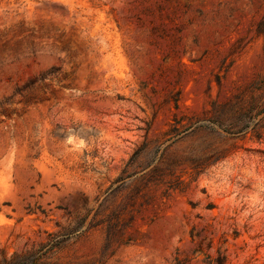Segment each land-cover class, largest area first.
Here are the masks:
<instances>
[{
  "label": "rangeland",
  "instance_id": "374dc122",
  "mask_svg": "<svg viewBox=\"0 0 264 264\" xmlns=\"http://www.w3.org/2000/svg\"><path fill=\"white\" fill-rule=\"evenodd\" d=\"M0 264H264V0H0Z\"/></svg>",
  "mask_w": 264,
  "mask_h": 264
}]
</instances>
